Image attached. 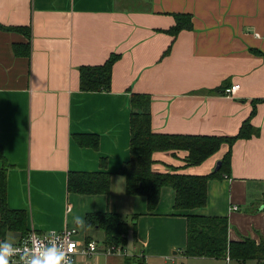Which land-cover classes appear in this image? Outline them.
<instances>
[{
	"label": "crops",
	"instance_id": "obj_1",
	"mask_svg": "<svg viewBox=\"0 0 264 264\" xmlns=\"http://www.w3.org/2000/svg\"><path fill=\"white\" fill-rule=\"evenodd\" d=\"M174 12L192 18L176 35L165 31ZM0 23L29 27V34L0 28L7 205L26 211L28 227L74 226L84 239L92 238L90 228L101 229L102 240L105 234L96 225L78 227L77 216L85 221L88 212L112 210L131 223L136 214L126 253H105L102 241L96 253L73 264H178V254L236 264L229 254L183 253L186 211L176 213L171 186L161 187L152 211L145 195L126 192L119 168L129 156L132 91L150 95L156 132L234 134L255 104L254 133L233 142L229 168L208 180L206 203L192 211L226 216L229 239L264 237V0H0ZM111 52L120 55L110 88L82 90L79 66L103 63ZM234 83L232 94L223 93ZM86 132L98 135L96 146L77 140ZM228 149L224 142L192 165H186V149L155 150L151 167L209 173ZM98 169L111 172L108 193L67 189L69 170ZM9 233L12 240L19 236Z\"/></svg>",
	"mask_w": 264,
	"mask_h": 264
},
{
	"label": "trees",
	"instance_id": "obj_2",
	"mask_svg": "<svg viewBox=\"0 0 264 264\" xmlns=\"http://www.w3.org/2000/svg\"><path fill=\"white\" fill-rule=\"evenodd\" d=\"M175 22L165 29L176 35L183 28L192 26L191 14L174 12ZM0 28L19 30L29 34V27L24 25H5ZM169 46L165 52L169 51ZM18 49L15 45V50ZM18 51V50H17ZM29 53V50H28ZM119 53L111 52L103 63L81 64L79 66V86L82 90H108L111 82L112 65ZM151 97L148 93L132 91L130 94V139L129 156L122 163L119 172L125 176V190L128 194H143L147 200V210H154L160 196L161 187L171 186L174 190L173 207L176 213H183L187 219V236L183 248L185 255L225 257L229 254L236 264H245L246 260L254 259L256 264H264V237L256 242L250 237L234 240L227 237V217L204 215L192 209L203 206L207 200V184L211 178L219 177L230 165L231 146L240 137H249L254 133L250 121L255 111V104L240 124L236 133L230 135L190 134L156 132L151 128L150 113ZM80 143H98L96 133H78ZM226 142L229 149L221 158L218 169L204 174L183 173L177 171H154L151 164L155 150L186 149V165L198 164L218 150ZM111 172L98 170H69L67 189L78 193H108ZM6 166H0V240L5 239L7 232L18 231L24 234L28 230L27 213L23 208H11L6 201ZM264 210V197H263ZM175 213V212H174ZM136 214L132 215L134 227ZM85 223L103 229L104 243L124 247L130 221L120 213L112 210L93 211L85 215Z\"/></svg>",
	"mask_w": 264,
	"mask_h": 264
},
{
	"label": "clouds",
	"instance_id": "obj_3",
	"mask_svg": "<svg viewBox=\"0 0 264 264\" xmlns=\"http://www.w3.org/2000/svg\"><path fill=\"white\" fill-rule=\"evenodd\" d=\"M74 220L78 227H84L82 218L77 216ZM25 243L29 246L19 248L7 240L0 241V264H10L14 256L19 257L20 264H73L74 249L66 247L55 233H48L43 240L29 236Z\"/></svg>",
	"mask_w": 264,
	"mask_h": 264
},
{
	"label": "built area",
	"instance_id": "obj_4",
	"mask_svg": "<svg viewBox=\"0 0 264 264\" xmlns=\"http://www.w3.org/2000/svg\"><path fill=\"white\" fill-rule=\"evenodd\" d=\"M256 35H259L258 32H255ZM238 83L231 84L230 86H227L223 88V93L225 94H232L236 88H238ZM232 208H237L236 205H232ZM55 233L57 236H59L66 247H71L74 249V254L71 255L72 262L74 263L77 258H87L94 253L97 252L99 243L90 238V239H84V238H78L76 236L77 234V228L74 226H65L61 229H48L43 231H38L34 227H29L28 230L24 234H20L15 240H7L9 242H12L14 246L19 248L28 247L25 243L27 238L29 236H33V240H35L36 237H39L41 240L48 234V233ZM5 239H1L0 241H4ZM102 249L105 253H126L125 247H122L120 245H115L113 243L106 244L104 247L102 246ZM228 258V255H227ZM10 264H20V259L18 256H14L10 260Z\"/></svg>",
	"mask_w": 264,
	"mask_h": 264
},
{
	"label": "rangeland",
	"instance_id": "obj_5",
	"mask_svg": "<svg viewBox=\"0 0 264 264\" xmlns=\"http://www.w3.org/2000/svg\"><path fill=\"white\" fill-rule=\"evenodd\" d=\"M82 230V229H80ZM86 233L92 237V239L96 240L97 242L101 243L102 240V230L101 229H95V228H90L86 231ZM12 235L9 233L6 235L5 240H12ZM125 250L127 251V247L125 246ZM172 255V250L169 252ZM119 254H123L119 252ZM177 261L178 264H210L211 260H205L204 258H196V257H190L188 259L183 258L180 254L177 255ZM212 264H226L225 260L222 259H214ZM247 264H254L251 261H248Z\"/></svg>",
	"mask_w": 264,
	"mask_h": 264
},
{
	"label": "water",
	"instance_id": "obj_6",
	"mask_svg": "<svg viewBox=\"0 0 264 264\" xmlns=\"http://www.w3.org/2000/svg\"><path fill=\"white\" fill-rule=\"evenodd\" d=\"M220 164H221V160H220V159H218V160H217V163H216V165H215V167H214V169H218V168H219V166H220ZM17 234H18V235H20L21 233H20V232H18Z\"/></svg>",
	"mask_w": 264,
	"mask_h": 264
}]
</instances>
